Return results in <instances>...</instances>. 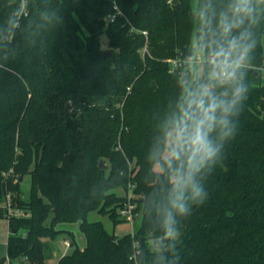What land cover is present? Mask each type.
I'll return each mask as SVG.
<instances>
[{"label": "trees", "instance_id": "16d2710c", "mask_svg": "<svg viewBox=\"0 0 264 264\" xmlns=\"http://www.w3.org/2000/svg\"><path fill=\"white\" fill-rule=\"evenodd\" d=\"M27 2L14 34L0 39V219L9 223L7 254L28 264H153L150 240L158 238V224L149 202L160 182L147 157L180 94L178 77L187 69L170 71L165 59L190 53L194 0ZM4 4L0 23L9 11ZM16 4L21 9V0ZM49 7L63 17L54 29L40 16ZM262 38L264 20L238 131L206 181L208 199L183 222L181 264H264ZM27 174L32 181L24 198ZM130 183L142 214L135 236H116L88 219L98 210L120 223L125 197L115 189ZM8 194L27 215L8 216ZM72 223H79L86 246L47 261L44 239L72 235L59 226Z\"/></svg>", "mask_w": 264, "mask_h": 264}, {"label": "clouds", "instance_id": "9594fccd", "mask_svg": "<svg viewBox=\"0 0 264 264\" xmlns=\"http://www.w3.org/2000/svg\"><path fill=\"white\" fill-rule=\"evenodd\" d=\"M4 6L9 11L0 23V39L6 41L22 13L16 0H5ZM40 16L49 29L63 22L59 10L51 7ZM192 20L195 34L186 58L188 68L178 77L180 94L158 125L147 157L160 182L149 202L158 224L153 264H181L183 222L208 199L206 181L238 131L250 91L248 67L258 47L264 0H196Z\"/></svg>", "mask_w": 264, "mask_h": 264}, {"label": "rangeland", "instance_id": "374dc122", "mask_svg": "<svg viewBox=\"0 0 264 264\" xmlns=\"http://www.w3.org/2000/svg\"><path fill=\"white\" fill-rule=\"evenodd\" d=\"M194 4L196 7V0H194ZM104 38L106 39V37ZM119 147H120V144H119ZM103 161L105 164L108 165V168H109V161L104 160V159ZM31 181L32 179H31L30 174H27L22 181V187L24 190V194H23L24 198H27L29 196ZM115 192L119 196L125 197L123 205H121L118 208L119 218L121 220L120 223L115 225L112 219L108 215H103L98 210L91 211L88 215V219L90 221H102L105 227L110 232H114L116 236H122L126 233H130L132 236H135L142 214H141V211L138 209L139 203L136 199L137 196L134 193V185L133 183H130L128 189H124L123 187H117L115 189ZM66 226L72 229L75 233L80 234L79 223L66 224ZM8 229H9L8 219L1 218L0 219V260L7 256V241H8V235H9ZM82 237L84 239L83 235ZM154 241H155L154 239H151L150 243L153 244ZM53 243L57 247V249H59L58 256L57 255L55 256V258H57L63 253V250L65 249L64 235L58 236L56 239H54ZM74 248L75 246H73L72 248H68L67 252L73 251Z\"/></svg>", "mask_w": 264, "mask_h": 264}, {"label": "built area", "instance_id": "2783aa9c", "mask_svg": "<svg viewBox=\"0 0 264 264\" xmlns=\"http://www.w3.org/2000/svg\"><path fill=\"white\" fill-rule=\"evenodd\" d=\"M117 8V6H116ZM20 12L22 13V16H25L28 14V2L27 0H21V9ZM121 12V11H120ZM21 16V17H22ZM20 17V18H21ZM111 20L114 19V17L110 16L109 17ZM143 33L145 35H147V31H143ZM148 48L147 46L143 49V52H147ZM190 55L189 54H179L175 57H170L165 59V61L169 64L170 66V71H175L177 69H181V68H188L187 62H186V58ZM4 205L7 207V212H8V216H25L28 213H26L23 209L18 208V207H14L13 203H12V198L11 195L8 194L7 195V199L4 203ZM9 234H10V229H9ZM23 236H25V233L23 234ZM67 245L70 246L71 242L66 241ZM25 263L23 262H17V261H13L11 259V257L7 254V256L5 257L4 261L2 262V264H28V260L26 259V257H24Z\"/></svg>", "mask_w": 264, "mask_h": 264}, {"label": "crops", "instance_id": "0c3cea01", "mask_svg": "<svg viewBox=\"0 0 264 264\" xmlns=\"http://www.w3.org/2000/svg\"><path fill=\"white\" fill-rule=\"evenodd\" d=\"M61 227L67 228L69 231H71L72 232V235L74 237H72V235L68 231H65V232H63V233H61V234L58 235V236L64 235L65 249L63 250V253L59 257H57V258H55V256L56 255L58 256L59 249H57V247L54 245L53 241L58 236L56 238H54V239L45 238L44 239L45 240V243H46L45 256H46V260L49 261V262H55L56 263L63 255H65L66 253H69V252H67V249L68 248H72L73 246H77V245L80 248H84L86 246V238H85V236L81 232H80V234L75 233L72 229L68 228L65 224L61 225ZM8 228H9V223H8ZM82 235L84 236V239H83ZM8 237H9V235H8ZM73 239H75V242L76 243L73 242ZM66 241L71 242V245L68 246L67 243H66Z\"/></svg>", "mask_w": 264, "mask_h": 264}, {"label": "water", "instance_id": "95a60500", "mask_svg": "<svg viewBox=\"0 0 264 264\" xmlns=\"http://www.w3.org/2000/svg\"><path fill=\"white\" fill-rule=\"evenodd\" d=\"M107 54H108V51H105V55ZM100 166L105 169L108 168V165L104 163L103 159L100 160Z\"/></svg>", "mask_w": 264, "mask_h": 264}]
</instances>
